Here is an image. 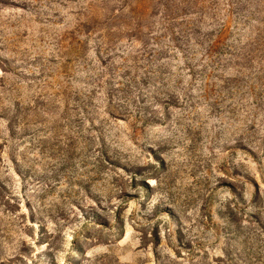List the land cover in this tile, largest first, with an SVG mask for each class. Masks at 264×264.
<instances>
[{"label":"rangeland","instance_id":"374dc122","mask_svg":"<svg viewBox=\"0 0 264 264\" xmlns=\"http://www.w3.org/2000/svg\"><path fill=\"white\" fill-rule=\"evenodd\" d=\"M163 4L0 0V264H264V87Z\"/></svg>","mask_w":264,"mask_h":264},{"label":"trees","instance_id":"16d2710c","mask_svg":"<svg viewBox=\"0 0 264 264\" xmlns=\"http://www.w3.org/2000/svg\"><path fill=\"white\" fill-rule=\"evenodd\" d=\"M170 1L164 0L162 6V30L169 33L172 44L165 48L182 56L188 72L196 67L199 54L208 59L201 66L204 74L237 68V74L264 87V0H180L172 7ZM179 11L189 18L170 24Z\"/></svg>","mask_w":264,"mask_h":264}]
</instances>
